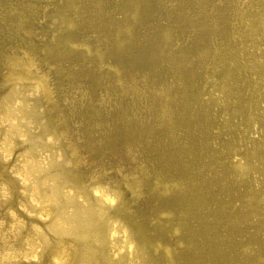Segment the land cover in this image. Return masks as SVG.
Here are the masks:
<instances>
[{"label":"bare ground","instance_id":"1","mask_svg":"<svg viewBox=\"0 0 264 264\" xmlns=\"http://www.w3.org/2000/svg\"><path fill=\"white\" fill-rule=\"evenodd\" d=\"M77 1L29 0L23 43L0 45V188L31 193L0 264L23 246L29 264H264V0H121L133 22L172 8L163 39L189 42L124 46L136 68L94 90L113 12L94 0L85 38Z\"/></svg>","mask_w":264,"mask_h":264},{"label":"rangeland","instance_id":"2","mask_svg":"<svg viewBox=\"0 0 264 264\" xmlns=\"http://www.w3.org/2000/svg\"><path fill=\"white\" fill-rule=\"evenodd\" d=\"M3 1L4 3H2V5L0 6V45L3 47L15 43H23V38L21 36V34L23 33V29L19 30L16 24L22 22L26 26V22L24 21L28 18V13L30 11V3L28 4L29 0ZM103 1H108L105 6L106 11L113 12L111 13V15L113 14V17L111 19L112 23L107 26V29L109 30L106 34L103 31L102 33H100V36H102V38L103 35H105V42L103 41V45H105L104 48H106V50H108L110 53L102 62H100V65H97L96 67L85 64V67H89H87L89 71L86 75V86L89 85L91 90H94V83H96V80H98V78H102V76H105L109 83L115 82L112 74L113 65H115L116 63L118 64L122 75L124 74L123 72L132 73L131 70L136 68L135 63L131 60L129 55L125 54V52L128 51L123 48L124 46L132 49L134 54L137 52V57H139V60H142L148 59V56L158 58L160 57V55H168L169 53H174L170 52L171 50H175V54H180L179 51L183 50L182 46L185 43L189 42V40L183 38H180L178 41L171 43L164 41L163 32L166 29L169 21L171 20V17L168 16V14H171L174 17L172 8L162 7L159 4L152 3L144 10V12L141 11V20L138 22H133L125 16L126 14H123L124 6L121 7V0H117V2L116 0ZM174 3L175 7L177 5L181 6L183 4V1L177 2V0H175ZM94 4V0L77 1L76 6H78V10L82 8L80 17L85 15V18H88V20H86L87 22H83V24L79 27L71 29L73 33L82 32L81 34H84L82 36H84L85 38H90L92 36L91 31L93 30L95 19L97 20L100 18L99 15H90L89 18V12H91V9H94ZM114 4L117 6L115 7ZM62 5L63 4H60V6ZM67 13H69L68 10ZM124 25H128L131 27L134 36L128 37L125 32L120 30L121 26ZM80 28H82V30H80ZM191 40V42L194 43L193 45H198L196 43V39L192 38ZM147 45H152L151 49H147ZM125 67L127 69H125ZM93 75L96 77L95 79L90 78ZM167 75L171 76V79L173 80L172 72L168 73ZM15 147L16 146H13V150H15L13 154L16 156V158L13 157V160L10 162V170L17 169V163L15 162V160L20 157L19 155H17L18 150ZM118 156H121V153H113L112 157L114 158H109L113 162H115L114 159H119ZM5 177V175H0V181ZM17 193L14 192L13 194H9L10 197L7 195L3 197V193L0 188V257L1 253L4 254L6 251H11L10 249H12L14 245V242H11V238L13 232L17 230L15 225L16 222L20 221L21 224H27L25 216L26 213H29L27 211L30 210V208L27 207V204L29 205V198H31V193H27V191L22 194L21 191L19 192V194ZM8 197L10 198V201H5L4 199H7ZM8 207H10V209H8ZM23 247V250L16 254L14 256V259L17 262H25L26 264H29L33 261V259H35V257H33V254L28 256L30 253V247Z\"/></svg>","mask_w":264,"mask_h":264}]
</instances>
